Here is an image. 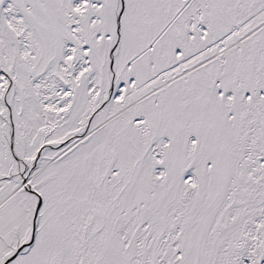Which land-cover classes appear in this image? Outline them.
<instances>
[{"label": "snow or ice", "instance_id": "obj_1", "mask_svg": "<svg viewBox=\"0 0 264 264\" xmlns=\"http://www.w3.org/2000/svg\"><path fill=\"white\" fill-rule=\"evenodd\" d=\"M0 264H264V0H0Z\"/></svg>", "mask_w": 264, "mask_h": 264}]
</instances>
